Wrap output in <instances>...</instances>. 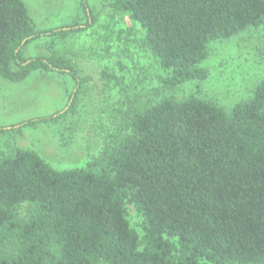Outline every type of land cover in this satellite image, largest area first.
I'll list each match as a JSON object with an SVG mask.
<instances>
[{"label": "trees", "instance_id": "16d2710c", "mask_svg": "<svg viewBox=\"0 0 264 264\" xmlns=\"http://www.w3.org/2000/svg\"><path fill=\"white\" fill-rule=\"evenodd\" d=\"M80 2L84 20L38 30L24 0H0V75L74 79L65 113L16 133L74 111L91 80L56 50L98 22ZM108 7L142 29L140 45L163 73L164 92L208 78L202 64L212 42L264 29V0H110ZM42 38H50V53L27 56ZM101 80L124 85L106 70ZM143 96L127 109L123 100L117 135L84 167L58 170L19 147L0 152V264H264V79L231 113L197 97ZM10 132L0 127V135Z\"/></svg>", "mask_w": 264, "mask_h": 264}, {"label": "rangeland", "instance_id": "374dc122", "mask_svg": "<svg viewBox=\"0 0 264 264\" xmlns=\"http://www.w3.org/2000/svg\"><path fill=\"white\" fill-rule=\"evenodd\" d=\"M24 1L38 30L84 20L80 0ZM87 1L98 17L96 25L56 43V50L70 59L83 77L91 78L79 92L76 109L56 121L23 126L22 132L16 133L14 128L29 121L65 113L72 105L74 79L57 72L35 71L23 81L10 82L0 75V127L11 131L0 135V152L12 147L30 149L58 170L81 168L117 135L121 123L118 109L123 100L127 109L135 96L167 94L179 100L197 97L231 113L237 104L252 96L264 79V29L251 27L227 41L210 44L209 57L202 64L209 73L205 81L164 92L160 84L163 73L140 45V26L127 15L113 16L108 7L110 0ZM49 40L42 38L30 45L26 55H48L44 43ZM119 61L126 70H122ZM105 70L121 76L123 87L107 86L101 80ZM124 87L125 99L121 90ZM128 218L142 234V218L133 206L128 207Z\"/></svg>", "mask_w": 264, "mask_h": 264}]
</instances>
